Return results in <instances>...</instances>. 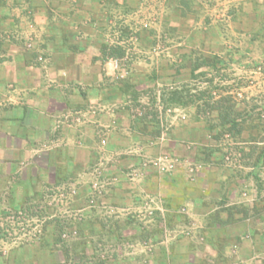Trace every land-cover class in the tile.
<instances>
[{"label": "rangeland", "instance_id": "rangeland-1", "mask_svg": "<svg viewBox=\"0 0 264 264\" xmlns=\"http://www.w3.org/2000/svg\"><path fill=\"white\" fill-rule=\"evenodd\" d=\"M44 4L99 127L6 196L1 264H264V0Z\"/></svg>", "mask_w": 264, "mask_h": 264}, {"label": "crops", "instance_id": "crops-1", "mask_svg": "<svg viewBox=\"0 0 264 264\" xmlns=\"http://www.w3.org/2000/svg\"><path fill=\"white\" fill-rule=\"evenodd\" d=\"M45 11L44 0H0V216L6 196L19 199L14 187L21 180L33 183L41 172L51 182L60 155L85 131L99 127L77 120V105L84 99L73 85L84 80L76 71L82 68L77 63L81 52L65 46L51 50L48 41H61L65 35L58 28L50 32L53 24L40 16ZM37 29L47 48L35 53L24 43ZM49 49L65 58L39 62L37 57H47Z\"/></svg>", "mask_w": 264, "mask_h": 264}, {"label": "trees", "instance_id": "trees-1", "mask_svg": "<svg viewBox=\"0 0 264 264\" xmlns=\"http://www.w3.org/2000/svg\"><path fill=\"white\" fill-rule=\"evenodd\" d=\"M113 52H114L113 55H115V56H117V57H122V56H123V52H121L119 49H116V50H114ZM203 65H208V64H206V62L198 63V64H196V65L194 66L193 69L199 68V67H201V66H203ZM200 93H201V95L204 96V94L206 93V91H202V90H201ZM194 96H195V95H194ZM199 99H201V98H199V96H195V99H194V100H199ZM220 122H221L220 125L223 126V127H225V126H227V125H231V127H236V121L233 120V119H231V113H228L226 116H221V120H220ZM231 127H230V128H231ZM263 159H264V153H261V154L258 156L256 162H257V163H260L261 161H263Z\"/></svg>", "mask_w": 264, "mask_h": 264}]
</instances>
